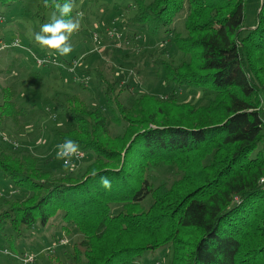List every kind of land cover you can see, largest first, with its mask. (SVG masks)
I'll list each match as a JSON object with an SVG mask.
<instances>
[{"label":"trees","instance_id":"obj_1","mask_svg":"<svg viewBox=\"0 0 264 264\" xmlns=\"http://www.w3.org/2000/svg\"><path fill=\"white\" fill-rule=\"evenodd\" d=\"M126 1V8H137L133 24L152 33L171 25L188 4V35L173 39L196 54L195 64L161 63L175 83L172 93L195 86L216 96L201 105L143 100L130 109L115 96L113 83L102 78L108 85L101 107L68 97L63 107L76 126L57 136L96 157L81 176L46 171L43 176L36 174L32 154L19 158L0 152L5 175L31 192L8 202L2 191L0 233L11 241L8 227L22 235L24 227L38 220L45 225L60 214L65 229L76 227L82 234L70 264H135L146 250L165 245L173 247L171 264H264V0L255 26L245 33V0ZM45 8L55 10L52 0ZM14 95L12 86L4 88L0 121L29 111L30 105L17 104ZM110 117L128 121L123 134H110ZM210 154L206 165L203 159ZM161 162L180 163L186 177L171 187L153 185L147 170ZM102 176L111 181L110 189L101 185ZM148 195L153 202L145 209L141 203ZM112 203L122 208L113 211ZM190 229L195 235L186 239ZM15 255L33 258L28 251Z\"/></svg>","mask_w":264,"mask_h":264},{"label":"rangeland","instance_id":"obj_2","mask_svg":"<svg viewBox=\"0 0 264 264\" xmlns=\"http://www.w3.org/2000/svg\"><path fill=\"white\" fill-rule=\"evenodd\" d=\"M42 1L13 0L4 3L0 0V13L4 17L0 20V47L8 44L0 53V102L3 101L4 88L10 85L14 88L16 103L30 105L28 112L0 121V152L19 158L32 154L36 158V170L40 172L36 174L46 176V171L53 176L71 173L81 176L95 159L94 152L89 151L82 159L72 161L76 165L75 171H66L64 161L56 159L57 145L63 143L57 132L76 126L63 107L66 99L75 96L89 107H101L106 102V80L115 86L118 100L130 109L136 107L137 102L141 107L143 100L160 104L172 100L175 105L183 102L201 105L208 104L216 96L210 88L195 86L176 88L172 93L175 83L167 77L161 63L164 59L177 67L191 60L195 64L196 54L183 51L173 39L175 34L188 35L185 25L188 4L177 13L168 28L162 26L158 32L152 33L133 24L130 17L137 8H126V0H77L72 17H82L80 27L70 37L72 52L61 56L34 39V34L40 32L42 24L50 22L55 11L45 8ZM150 1L146 0V3ZM262 2L245 0L244 33L255 26ZM114 27L115 34L110 35L109 30ZM15 38L20 41L17 45L11 43ZM38 58L50 60L39 63ZM262 101L264 108V91ZM114 106L120 115L117 104ZM127 124L126 119L116 122L110 117V134H123ZM26 125H31L32 130L27 131ZM211 156L203 159V163L207 165ZM185 171L180 163L161 162L150 166L147 175L153 185L171 187L186 177ZM261 181L264 185V174ZM0 186L6 198L10 199L6 200L8 202L31 193L11 182L1 168ZM184 187L188 186L184 184ZM152 202L153 196L148 195L141 205L147 209ZM5 203L2 201L1 204ZM121 208L122 203H112L113 211ZM63 224L62 216L57 214L45 225L38 220L30 227H24L22 235L8 227L7 232L14 234L10 241L0 233V264H23V260L15 255L22 251H28V257L33 254L28 264H70L73 245L82 238V234L76 227L65 229ZM184 234L186 239H192L195 230H186ZM61 239L67 243H61ZM5 248L10 252H5ZM172 249V245H165L156 250H146L135 264H150L154 259H159L162 264H171Z\"/></svg>","mask_w":264,"mask_h":264},{"label":"clouds","instance_id":"obj_3","mask_svg":"<svg viewBox=\"0 0 264 264\" xmlns=\"http://www.w3.org/2000/svg\"><path fill=\"white\" fill-rule=\"evenodd\" d=\"M45 7L49 6V0H43ZM53 12L50 22L41 25L40 32L34 34L35 41L48 49L54 50L61 56H67L72 52V45L69 42L71 35L80 27L79 15L75 18L71 17L74 3L73 0H65L64 3H59L57 0H52ZM26 130L31 131L32 126L26 125ZM72 157L80 158L79 145L71 140L65 139L61 144L57 145L56 159L64 161V169L66 171H75L76 165L72 163ZM93 176L97 173L94 171ZM100 183L104 188H111V181L106 177L100 178ZM23 264H28L27 259Z\"/></svg>","mask_w":264,"mask_h":264},{"label":"built area","instance_id":"obj_4","mask_svg":"<svg viewBox=\"0 0 264 264\" xmlns=\"http://www.w3.org/2000/svg\"><path fill=\"white\" fill-rule=\"evenodd\" d=\"M3 18H4L3 15L0 13V20H3ZM115 31H116V28L114 27V28H112V29L109 30V34H110V35H113V34H115ZM95 38H96V39L98 38V34H97V33L95 34ZM19 42H20L19 39L16 38V39L12 42V44L17 45V44H19ZM3 45H4V44H3ZM7 45H8V44H5V46H7ZM5 46L0 47V53H1V50L3 49V47H5ZM48 60H50V59H49V58H38V62H39V63H45V62L48 61ZM53 60L56 61L55 58H53ZM84 155H85L84 150L80 148V158H79V159H81ZM74 158L77 159L76 157H72V161L74 160ZM1 194H2V190H1V186H0V196H1ZM154 264H162V263H161V261L157 260V261L154 262Z\"/></svg>","mask_w":264,"mask_h":264}]
</instances>
